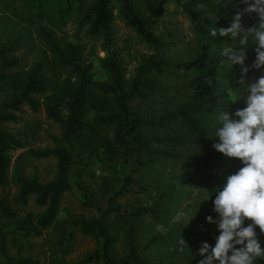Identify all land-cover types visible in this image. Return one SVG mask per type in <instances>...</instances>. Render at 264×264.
Instances as JSON below:
<instances>
[{"label":"trees","instance_id":"16d2710c","mask_svg":"<svg viewBox=\"0 0 264 264\" xmlns=\"http://www.w3.org/2000/svg\"><path fill=\"white\" fill-rule=\"evenodd\" d=\"M164 2L174 4L188 18L194 35L190 58L183 66L168 53L178 44L167 42L152 29L165 11ZM24 3L23 7L2 3L5 10L0 15L19 29L6 41L0 38V186L12 183L18 188L14 205L6 198L0 200V264H44L25 254L26 241L45 232L53 236L48 264H197L202 240L185 229L164 226L172 213L169 202L179 197L173 183L158 186L161 192L153 204L126 207L122 201L133 193L136 183L137 192H148L149 186L136 180L137 175L146 178L151 167L192 163L201 168V183L209 198L204 217L217 219L212 210L214 190L242 165L213 148L218 138L213 135L212 118L222 108L234 112L245 104L243 98L233 103L229 93L231 87L234 93L244 87L241 67L226 65L219 52L227 38H212L209 29L230 26L237 12L246 14L244 29L257 27L258 14L244 12L247 5L242 0ZM72 18L79 32L103 42L106 56L99 60V68L84 59L82 46L59 36L61 25ZM117 18L132 28L139 44L148 50L131 56L130 62L116 47ZM22 45L36 54L28 69L14 56ZM255 58V45L249 40L245 60L249 82L264 74V68L251 67ZM132 63H136L134 74L128 77ZM96 70L103 78H96ZM24 107L33 113L43 107L59 127L55 147L27 153L35 161H56L55 176L49 182L37 174L25 176L21 167L10 178L12 154L26 144L4 125L18 124ZM220 171L225 176H218ZM72 192L79 194L84 209L92 211L91 217L62 213L63 199ZM31 201L42 212L21 215ZM212 225L205 238L210 245L219 234L216 224ZM78 234L95 241L96 248L71 263L67 258L73 254ZM151 237L156 242H147ZM258 237L264 239V233L257 227ZM182 239L186 245H181ZM147 245L155 246L152 261L143 254ZM256 264H264V258H257Z\"/></svg>","mask_w":264,"mask_h":264},{"label":"rangeland","instance_id":"374dc122","mask_svg":"<svg viewBox=\"0 0 264 264\" xmlns=\"http://www.w3.org/2000/svg\"><path fill=\"white\" fill-rule=\"evenodd\" d=\"M139 0H137L138 2ZM9 5L10 3L22 4L23 7L26 3L24 0H3L0 2V15L5 7L3 4ZM163 7L165 11L158 17V23L153 26V31L156 35L162 36L167 42H176L177 46H171L169 48V56L179 65L183 66L185 62L189 60L191 48L193 46L194 35L191 31L188 18L182 15L180 10L172 3L164 2ZM4 15V14H3ZM245 16L242 13L241 24L245 26ZM1 18V17H0ZM60 37L68 38L70 41L82 46L84 53V59L88 62L94 63L96 68H99V60L106 56L104 51L103 42H96L90 39L85 32H79L78 25L75 18L68 20L64 25H61ZM116 47L123 50L124 57L127 62L131 61V56H137L138 53H146L148 50L139 44V40L132 28L117 18L114 22ZM19 29L13 26L8 20L0 19V38L2 41H6L11 36L18 34ZM242 35V34H241ZM14 56L22 61V68L28 69L33 65L35 61V53H31L25 48V45L19 47L18 51L14 53ZM136 63H132L129 66L128 77L134 74ZM97 79L103 78V75L99 70H96ZM171 84H175L173 82ZM229 93H234V88L229 89ZM20 121L18 124H6L4 129L14 135L24 139L26 148L24 150H18L12 154L10 178L19 169L22 168V173L25 176H31L37 174L43 182H49L54 179L56 161L42 160L35 161L28 157L29 150H46L55 147L53 138L60 136L59 127L47 117L45 109L42 107L38 113H33L29 108L24 107L23 113L19 114ZM129 170L125 167L124 171ZM218 176H225V172H218ZM136 180L139 184H145L149 186V190L146 194H140L136 190H139L136 183V187L133 193L126 200L122 201V204L126 207H135L138 204H153L157 200L161 188L159 185L165 187L167 184L173 183L177 188L179 197L174 201L169 202V208L172 209V213L168 219L164 222V226L167 225L169 229H177L176 231L186 230L187 233L198 236L205 242L207 231L213 229V225L208 223L204 217L206 201L202 202L199 208V201L205 194L203 185L201 183L202 174L201 168L195 164H180L178 166H171L169 163L163 164L161 167L155 166L150 168L149 174L146 178H139ZM177 193V194H178ZM18 194V188L12 183L8 187L0 186V200L3 198L8 199L12 205H14L15 197ZM168 203V202H167ZM179 211H185L189 213V216L197 214L190 220L187 225L183 223H173V217ZM28 212L40 213L41 210H37L34 201H31L29 207L21 211V215ZM62 213L68 216L85 215L91 217L92 211L84 209L80 200V196L77 192L67 194L62 202ZM71 219V218H70ZM52 234L51 232H45V234L37 239L26 241L27 250L26 256H30L41 260L44 264H48L50 258L53 256L52 249ZM264 248V239L262 237L257 238ZM156 242V238H149L147 242ZM148 244V243H147ZM73 254L67 258L71 263H77L83 260L88 254L93 252L96 248V243L92 239L78 234L76 243L73 247ZM151 248V249H150ZM155 246L147 245L144 250V256L150 261L154 260ZM11 254L15 255V248H11ZM58 258V257H56ZM197 260V264L199 260Z\"/></svg>","mask_w":264,"mask_h":264},{"label":"clouds","instance_id":"9594fccd","mask_svg":"<svg viewBox=\"0 0 264 264\" xmlns=\"http://www.w3.org/2000/svg\"><path fill=\"white\" fill-rule=\"evenodd\" d=\"M242 3L247 5L244 12L258 14L257 27L244 29L242 13L237 12L230 26L209 29L210 37L227 38L219 52L226 65L241 67L240 83L244 87L233 93L231 99L236 103L243 98L245 106L234 112L230 107L222 108L212 118L213 135L218 138L213 148L225 158H237L242 166L226 175L223 184L214 190L212 210L217 219L209 215L206 221L216 224L219 234L214 245L202 242L199 264H256L257 258H264V248L257 239V227L264 233V74L249 82V67L245 66L251 40L256 52L251 67L264 68V0H242ZM207 200L205 193L199 208ZM197 212L189 216L188 212L179 211L172 222L187 225ZM180 243L186 245L184 239Z\"/></svg>","mask_w":264,"mask_h":264}]
</instances>
